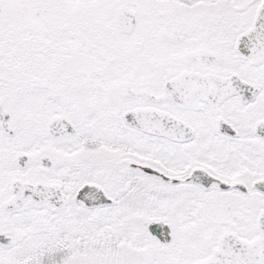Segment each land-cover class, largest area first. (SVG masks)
<instances>
[{"label":"snow or ice","instance_id":"obj_1","mask_svg":"<svg viewBox=\"0 0 264 264\" xmlns=\"http://www.w3.org/2000/svg\"><path fill=\"white\" fill-rule=\"evenodd\" d=\"M0 264H264V0H0Z\"/></svg>","mask_w":264,"mask_h":264}]
</instances>
